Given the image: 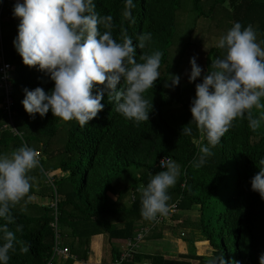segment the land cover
I'll list each match as a JSON object with an SVG mask.
<instances>
[{
	"label": "trees",
	"instance_id": "16d2710c",
	"mask_svg": "<svg viewBox=\"0 0 264 264\" xmlns=\"http://www.w3.org/2000/svg\"><path fill=\"white\" fill-rule=\"evenodd\" d=\"M2 1L0 44L4 61L11 66L13 86L10 119L21 134L13 133L10 126L3 128L9 117L0 108V154L11 153L22 144L43 154L40 162L49 170L47 177L54 190L51 196L56 201L54 208L30 200L34 192L31 173L45 169L31 172L30 192L12 209L15 223L9 225L14 231L17 225L22 226L16 232L17 240L29 246V251L21 253L18 243L16 251L9 253L8 264H45L54 243V222L61 235L71 239L69 256L60 264L86 259L93 235L104 234L109 240L133 236L147 222L140 214L139 189L146 186L152 173L164 169L159 166L164 157L180 166L177 183L168 190V205L177 202V213L172 216L178 225L200 232L212 248V257L178 254L180 259L169 258L163 250L149 256L151 264H208L210 259L221 257L226 264H259L264 253V199L251 189V178L264 166V121L252 131L246 118L237 119L212 149L206 164L197 169L192 161L207 141L191 122L190 106L196 83L202 82L208 68L211 70V62L224 55L218 43L202 49L203 43L210 44L207 35L221 37L240 22L252 26L257 42L264 47V0H132L130 8L127 0H94L97 13L112 17L111 31L118 41L124 31L134 44L139 43L141 34L151 33L150 44L143 50L137 48L138 62L141 54L155 50L162 53V60L160 77L145 93L153 104L149 121L136 124L126 120L105 95L104 109L84 127L76 120L54 117L51 111L44 117L38 113L32 117L24 110L25 88L42 87L48 92L54 82L38 68L26 66L14 45L10 46L18 34V18L13 16L16 2ZM193 56L203 71L196 81L189 82ZM174 75L180 82L169 87ZM173 105L181 109L175 125L165 114ZM254 114L258 116L259 110ZM183 127H190L191 134H181ZM129 168L137 175H131ZM125 198L128 204L123 203ZM191 210L197 211V218L184 214ZM116 217L123 221H114ZM202 244L206 243L198 244L199 253L204 250ZM165 248L170 250L171 246ZM140 259L137 252L129 264Z\"/></svg>",
	"mask_w": 264,
	"mask_h": 264
},
{
	"label": "clouds",
	"instance_id": "9594fccd",
	"mask_svg": "<svg viewBox=\"0 0 264 264\" xmlns=\"http://www.w3.org/2000/svg\"><path fill=\"white\" fill-rule=\"evenodd\" d=\"M129 8L132 0H127ZM13 16L19 19L18 34L13 45L26 66L36 67L54 82L46 92L42 87L24 89L21 101L30 116L44 117L51 111L63 121L76 120L84 127L104 109L105 95L115 111L126 120L140 124L149 121L153 109L145 93L160 77L162 53H143L136 59L137 48L143 50L152 40L143 33L134 44L126 31L119 41L113 37L112 17L101 16L94 0H16ZM103 29V30H102ZM224 50L222 58L211 62V70L195 85L191 101V122L204 135L207 143L199 146L192 166L199 169L213 155L212 149L221 142L237 119H247L252 131L264 121V47L257 42L251 25L235 22L218 41ZM189 82L201 77L203 69L195 56L190 58ZM174 75L169 87L179 84ZM259 110V115L254 114ZM192 129L183 127L181 134ZM40 153L22 144L11 153L0 154V264H8L10 252L27 253L29 246L17 240L9 225L15 223L12 209L30 192L29 173L42 168ZM165 170L156 172L140 191V214L155 221L169 211L168 190L175 186L180 167L172 160H161ZM264 165V161L261 162ZM251 178V189L264 199V166ZM208 264H226L224 257L213 258ZM264 264V253L259 256Z\"/></svg>",
	"mask_w": 264,
	"mask_h": 264
},
{
	"label": "rangeland",
	"instance_id": "374dc122",
	"mask_svg": "<svg viewBox=\"0 0 264 264\" xmlns=\"http://www.w3.org/2000/svg\"><path fill=\"white\" fill-rule=\"evenodd\" d=\"M6 1L8 2L9 0H6ZM14 1H16V0H14ZM3 2L4 1L0 0V9H1V6H2ZM21 2H23V0H21ZM184 18L187 20L188 17H184ZM218 31H220L219 28H218ZM207 37H208V42H210V44L203 43V46L201 45L203 50H207L209 46H212L213 44L218 43V41H219L218 37H220V36L216 35V34L215 35L214 34H209V35H207ZM10 46H13V44H10ZM10 69H11V67H10ZM190 72H191V69L188 72V76H187L188 79H189ZM0 108H1V106H0ZM180 110L181 109H180V107L178 105H173L170 108L165 109V114H167L168 120H169L171 125H175L178 122V114L180 113L179 112ZM19 134H21V133H19ZM194 141L196 143H198L199 139H196ZM39 159H44V155L40 153ZM175 163L179 166V164L177 162H175ZM42 168L45 169L44 166H42ZM128 170H129L131 175H133V176L137 175V171L135 169L129 168ZM162 170H165V168L161 169V170H158V171H162ZM48 171L49 170L46 171V169L45 170H41V171H39V173H37L35 175H32V173H31L33 186H34V192H33L32 196L30 197V200L32 202H36L38 204H50V205L53 202V199H52L51 195L53 194L54 190L51 189L52 180H49V178L47 177L48 176ZM158 171H156V172H158ZM156 172L152 173L150 176L152 177L153 175L156 174ZM172 188H170V189H172ZM128 202H129L128 198H125L123 200L124 204H128ZM176 213L177 212L171 214V216H168V218H166L167 222L170 221L168 224H170V223L173 224L174 223V226L172 225L173 228H172V234H171L173 237L167 238V237H163V236H150V234L148 236L146 235L143 238V240L140 242V246H139L138 249L142 250V249H145V248L146 249L150 248L153 251L162 252L164 250V247H166L168 245V246H171V248L169 250L170 253H177V243H176L175 238H180V239H182L184 241H188L191 238V235L193 234L194 231L191 228H189V227H185L183 225H178L177 221L173 222L174 220H177V219H175V217L172 216V215H176ZM184 214L189 216L191 219H195L198 216V213H197L196 210H191L190 212H186ZM114 221L122 222L123 220L119 219V217H116ZM167 222H165L163 224L166 225ZM152 230H154V229H152ZM182 232L185 234V236H181ZM195 232H196V229H195ZM61 238H63V242L66 245L69 246L70 238L67 237V236H61ZM61 241H62V239H61ZM210 248L211 247H209V250H208L210 252H208L207 254L204 255V256H208L209 258L212 257V248L211 249ZM63 260L59 259L58 263L60 264V262H62ZM192 263L193 264H198L197 261H193Z\"/></svg>",
	"mask_w": 264,
	"mask_h": 264
},
{
	"label": "crops",
	"instance_id": "0c3cea01",
	"mask_svg": "<svg viewBox=\"0 0 264 264\" xmlns=\"http://www.w3.org/2000/svg\"><path fill=\"white\" fill-rule=\"evenodd\" d=\"M14 2H16V1H14ZM16 21L19 22V19H16ZM165 222H167V220H165ZM169 222L170 221H168L166 225H164L162 223L160 225L154 226L152 228L154 230L151 229L149 231L148 235L150 234V236H153L154 234L159 233V234H161L160 236H163V237H167V238L173 237L171 234H172V228H173L172 225L174 226V223L168 224ZM173 222H175V220ZM193 231L194 232L188 241H184L180 238H175L176 243H177V253H170V251L164 247L163 252H164L165 257L180 259V257H178L177 254L205 255L208 252H210V251H208L209 247H210L208 241L203 236H201L199 231L196 230V232H195V229ZM60 235H61V232H60ZM181 236H185V234L183 233V234H181ZM61 239H62L63 246H67L69 248V246L63 242V238H61ZM123 242H124V240H119V239L109 240L108 237L104 234L93 235L90 237L89 242H88V250H87L86 255H85L86 259L74 260L72 264H108L110 261H112L114 258H116V256H117L116 254H119V251L121 249ZM199 243H206V244L201 245V247L204 248V250H203L204 252H202V253L198 252V244ZM165 250H166V252H165ZM69 253H70V250H69ZM157 253L158 252L153 251L150 248L149 249L145 248L142 250L138 249V254L141 255V259L139 261H135L134 264H151V259L149 258V256H151L153 254H157ZM80 255H78V257L82 258V257H80ZM56 262H58V260ZM60 263H62V262H60Z\"/></svg>",
	"mask_w": 264,
	"mask_h": 264
},
{
	"label": "built area",
	"instance_id": "2783aa9c",
	"mask_svg": "<svg viewBox=\"0 0 264 264\" xmlns=\"http://www.w3.org/2000/svg\"><path fill=\"white\" fill-rule=\"evenodd\" d=\"M2 44H0V95L2 96V103L0 104L2 108V112L6 113L9 117L8 122L3 124V128H7L10 126L11 131L15 134H19L12 125L10 115V107L12 105V91L13 86L11 82V76L9 74L10 64L4 61L2 56ZM161 160L167 161L169 160L167 157L161 158L159 161V166H161ZM49 180H51L49 178ZM133 197V196H132ZM51 205L55 208L56 201H53ZM177 211V202H173L169 204V211L167 215L159 216L155 221H148L145 223L144 226L139 227L135 234L130 238H127L122 243L121 249L119 254L110 261L108 264H129L133 258V256L138 252V248L140 246V242L143 238L149 233V231L156 225H160L165 222L168 216L175 213ZM54 228L55 236H54V243L51 248V256L46 261L45 264H54L59 259H66L69 255V248L67 246H63L61 241L60 230L56 225V222L51 224ZM183 234V233H181Z\"/></svg>",
	"mask_w": 264,
	"mask_h": 264
}]
</instances>
